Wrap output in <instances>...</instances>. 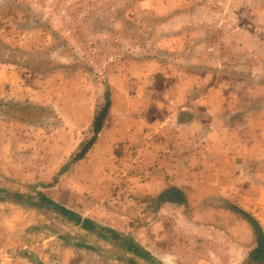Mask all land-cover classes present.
Returning <instances> with one entry per match:
<instances>
[{"label": "rangeland", "instance_id": "rangeland-1", "mask_svg": "<svg viewBox=\"0 0 264 264\" xmlns=\"http://www.w3.org/2000/svg\"><path fill=\"white\" fill-rule=\"evenodd\" d=\"M148 58H155L167 71L143 77L154 94L186 89L191 94L190 115L207 119L204 128L191 124L187 129L189 137L205 141H191V162L186 165L192 176L185 181L193 196L186 208L220 206L215 189L235 184L230 177L216 175L218 169L228 173L232 168L223 155L225 145L244 167L254 169L248 179L255 194L260 193L264 176L256 168L264 161V0H0V190L30 194L37 202H44L39 198L43 195L75 213L72 202L86 199L68 189L69 179H59L70 160L55 169L58 175L33 181L11 177L5 164L13 158L15 165L16 160L24 165L47 140H69L80 131L86 137L78 146L82 148L92 136V127L85 134L87 130L71 129L69 122L90 108L89 118L93 110L96 115L106 104V91L109 97L113 89H135L138 69ZM8 87L14 97L2 96ZM209 88L218 93L207 96L208 104L222 107L202 115L195 99ZM74 109L81 112L75 114ZM172 132L180 134L174 130L169 135L176 136ZM17 141L18 146L11 143ZM174 150L183 154L185 147L177 143ZM56 164L50 160L47 170ZM248 179L242 177L245 183ZM3 193L0 264H12L13 259L23 264L31 245V264L40 260L42 264H150L128 251L134 241L127 242L123 263L117 257L126 251L113 244L101 242L108 253L93 255L84 246L89 233L76 224V217L52 207L22 210L30 204ZM117 195L115 191L96 199L90 195L87 201L96 206L119 199ZM222 205L232 204L225 199ZM14 211L25 213L24 218L20 212L13 216ZM89 212L78 213V221L92 217Z\"/></svg>", "mask_w": 264, "mask_h": 264}, {"label": "crops", "instance_id": "crops-1", "mask_svg": "<svg viewBox=\"0 0 264 264\" xmlns=\"http://www.w3.org/2000/svg\"><path fill=\"white\" fill-rule=\"evenodd\" d=\"M145 63H149V67L141 64L142 69H138V84L135 89L124 87L109 91L110 108L93 144L82 158L71 162L69 168H64V172L59 175L62 182L69 179L70 188L66 184L68 189L82 193L86 199V202H72L71 209L76 211V218L79 220L78 215H82L81 212L83 215L90 214L91 210L93 212V218L80 222L76 220V224L89 233L87 244L84 245L86 251L93 255L105 256L108 249L100 247L103 242L126 251L124 254H118V261L122 263L128 257L129 251L150 264H215L223 261L228 264H260L252 258V253L258 247L256 233L251 223L232 207L236 205L237 208L250 213L264 230V179L258 186L260 193L255 194L252 180L248 179V176L255 174L254 169L244 167L238 155L231 149H225V145L223 155L230 160L232 168L228 173L218 169L216 175L221 178L230 177L235 184H221L215 192L213 191L220 198V206L206 205L201 209L191 206L187 209L186 206L191 204L193 196L189 183L185 181V178L192 176L190 166L186 165V162H191V141H205L199 137L192 139L187 129L191 124L196 128V125L204 128L207 119L190 115L191 94L186 89L180 90L177 87L156 96L152 84L145 83L143 77L166 75L167 71L155 58H148ZM217 91L209 88L205 94H197L200 97L195 100L201 104L202 115L206 112L214 114V109L222 107L208 104L207 96L214 92L217 97ZM4 95L14 97V92L8 87L2 96ZM21 96L22 99L27 98L25 92ZM59 110H62V106ZM90 110L91 108L84 110L81 116L75 115L76 119L69 122L70 128L87 130L85 134H89L92 127L93 136L92 120L95 114L93 110L89 118ZM72 112L76 114L81 110L74 109ZM174 130L180 131V134L172 132L176 136L169 135V132ZM79 135L76 134V138L69 140H47L42 148L40 146L38 153L35 152L24 161V165L16 160L17 168L13 158L7 160L5 166L9 175L25 181L37 180L38 176L58 175V169H55L71 160L74 152L80 151L78 146L86 137L82 131ZM50 141L54 143L48 145ZM11 143L20 145L18 141L17 144ZM177 143L185 147L183 154L174 153ZM242 147L244 151L245 148ZM34 156L37 158L33 161L31 158ZM50 160L58 164L51 166L49 171L47 163ZM12 166H15V169ZM256 169L264 176V161L262 167ZM243 176L249 182L245 183ZM240 181L243 183L240 184ZM64 184L61 185L64 187ZM172 188L182 191L185 198L183 202L171 201L168 197L161 196ZM204 189L208 187L202 191ZM114 191L119 193L117 200L100 202L96 206H93V200L87 201L90 195L96 199L98 195L105 197ZM85 194L90 195L85 197ZM225 199L232 204L231 207L222 205ZM22 207V210L33 211L40 208L34 205ZM98 207H102V211H99ZM19 212L16 211L13 216ZM19 215L24 218L25 213L20 212ZM90 221L93 225H87ZM114 224L118 227H114ZM18 225L26 227V224ZM128 241L135 242L134 247L131 245L129 250ZM31 247L29 246V255L23 256V264H31ZM40 261L37 264H42ZM129 261L137 263L133 258ZM12 264H15L14 259Z\"/></svg>", "mask_w": 264, "mask_h": 264}, {"label": "trees", "instance_id": "trees-1", "mask_svg": "<svg viewBox=\"0 0 264 264\" xmlns=\"http://www.w3.org/2000/svg\"><path fill=\"white\" fill-rule=\"evenodd\" d=\"M108 92L106 91L105 93V99H106V104L101 108V110H99L93 120V136L92 138L85 143L82 148L80 149V151L76 152L74 154V156L72 157V159L69 161V164H71V162L76 161L80 158H82L84 156V154L86 153V151L89 149V147L93 144L97 133L100 131V129L102 128V125L104 123V119L109 111L110 108V101H109V97H108ZM18 114V113H16ZM67 167V166H66ZM4 192V193H3ZM0 193L3 194H7V197L12 196V200L14 201H26L28 204L30 205H34V206H44V207H52L56 210H60L62 213H67V214H71L72 216H75V214L66 209L64 206L59 205L57 202H53L52 200H50L49 198L40 195L39 198L44 199V202H37L33 200V196L30 194H14V193H9L8 191H4V190H0ZM163 198L168 197L169 200L171 201H176V202H183L185 200L184 198V194L182 193V191H180L177 188H172L169 189L166 192H163V194L161 195ZM235 211L239 212L244 218H246L252 225L256 236H257V243H258V247L254 250V252L252 253V258L254 259V261L259 262L260 264H264V230L262 228V226L260 225L259 221L252 216L250 213H248L245 210H242L240 208L237 207H232ZM78 219V218H77ZM92 224L93 223L90 221L87 223V225ZM104 231V230H103ZM107 231V230H105ZM86 246V244H84Z\"/></svg>", "mask_w": 264, "mask_h": 264}]
</instances>
